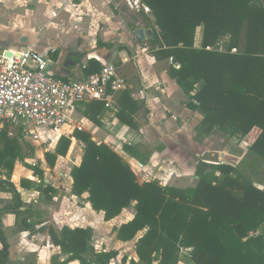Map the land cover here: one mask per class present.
<instances>
[{
  "label": "trees",
  "instance_id": "16d2710c",
  "mask_svg": "<svg viewBox=\"0 0 264 264\" xmlns=\"http://www.w3.org/2000/svg\"><path fill=\"white\" fill-rule=\"evenodd\" d=\"M140 1L149 15L141 10L142 23L137 24L138 18L133 17L129 28L154 30V39L147 43L151 56L167 62L170 78L188 96L185 106L202 116L196 139L202 143L216 132L228 139L241 138L248 147L244 162L251 156L264 162V0ZM199 28L202 40L197 48ZM225 38L226 51L208 49ZM97 46L112 50L115 45L98 41ZM102 68L97 60H90L85 74L99 73ZM132 93L129 88L115 93L110 108L103 101H90L79 104V111L99 127L109 112L139 131L146 124L139 115L149 110ZM20 138L10 136L8 126L0 132V169L6 171H1L0 192L13 195L12 202L0 208V264H9L11 254L2 229L3 215L13 213L19 218L28 213L20 212L24 202L11 182L16 161L27 156ZM71 138L84 144L81 163L70 173L72 194H87L92 209L103 213L106 222L126 208L136 210L135 217L116 230L117 238L125 243L144 232L135 246L138 260L124 257L123 264H179L183 251L189 252V264H264V189L238 166L202 162L194 188L163 186L157 181L140 184L130 165L110 146L75 130L71 137L59 139L57 154H46L51 168L58 156H67ZM122 147L139 163H149V148L141 144ZM26 166L42 185L37 188L33 181L23 179L22 188H37L47 195L56 192L45 184L40 165ZM27 221L22 218L15 229L34 232ZM48 234L52 244L68 255L64 262L53 257L51 264H111L119 256L117 250L98 252L89 227H65L60 232L51 227Z\"/></svg>",
  "mask_w": 264,
  "mask_h": 264
},
{
  "label": "crops",
  "instance_id": "0c3cea01",
  "mask_svg": "<svg viewBox=\"0 0 264 264\" xmlns=\"http://www.w3.org/2000/svg\"><path fill=\"white\" fill-rule=\"evenodd\" d=\"M127 1L0 0V48L12 52L26 48L40 53L54 50L50 52L48 71L65 79L87 77L85 69L93 59L102 67L114 65L125 81L126 88L133 91L132 98L144 102L149 110L148 114L139 115L140 122L146 124L139 131H133L106 112L103 125L99 127L81 114L79 105L71 113V118L72 121L75 120L73 118L77 119L78 126L83 132L90 134L94 142L107 144L121 156L130 165L140 184L157 181L163 186L194 188L198 183L196 170L202 162L238 166L245 160L247 154H244V150L248 153L247 148L241 147L243 155L237 145L227 146L226 138L217 132L202 143L196 139L202 116L185 106L188 96L170 78L167 62L157 61L151 56L147 43L136 42L133 30L129 28V23L133 21L126 17L133 10ZM10 27L18 30V33L9 34L7 30ZM68 40L70 42L66 48L72 67L64 65L61 51L62 42ZM201 40V36L199 39L196 35L195 47L200 48L198 45H201ZM98 41L115 46L112 50L99 48ZM2 45L7 47L4 49ZM70 126L72 125L67 127ZM62 132L61 135L66 136L65 127ZM72 132L66 137H71ZM72 141L77 145L78 151L74 158H63L67 166L59 172L58 182L47 178L45 168L41 167L45 173V184L54 188L55 193L49 192L47 195L38 191L42 182L34 173L19 180L20 172L16 165L18 167L22 164L20 159L16 161L17 171L14 174V168L11 182L24 202L20 212L28 213L19 218L13 213H5L2 217V229L11 247L9 264H51L53 257H59L61 262L67 260L68 255L51 242L48 234L51 227L59 232L65 227L92 228L91 243L98 252L119 251L118 258L111 264H123L124 257L128 261L138 260L135 246L144 232L126 243L117 238L116 232L135 217V208H126L119 217L106 222L103 213L92 209L87 194L83 197L72 194L73 181L70 173L74 166L80 165L84 149L83 143L75 138ZM124 144H141L149 148L152 152L149 163L143 165L125 153L122 147ZM1 171L0 169V177ZM23 179L33 181L37 188H22ZM12 200L11 193L0 192V208H4ZM24 217L28 219L27 224L34 232H19L15 229L17 222ZM69 264L81 263L72 261Z\"/></svg>",
  "mask_w": 264,
  "mask_h": 264
},
{
  "label": "built area",
  "instance_id": "2783aa9c",
  "mask_svg": "<svg viewBox=\"0 0 264 264\" xmlns=\"http://www.w3.org/2000/svg\"><path fill=\"white\" fill-rule=\"evenodd\" d=\"M127 2L133 10L143 9L149 13L140 0ZM226 41L228 38L220 43ZM52 51L40 53L26 48L11 51L12 57L9 58L0 48V132L6 126H24L33 140L40 141L45 133L56 134L72 125L71 113L77 105L103 101L110 108L115 93L126 88L117 68L111 64L103 66L99 73L79 79L55 76L48 71ZM79 130L82 131L80 126Z\"/></svg>",
  "mask_w": 264,
  "mask_h": 264
},
{
  "label": "rangeland",
  "instance_id": "374dc122",
  "mask_svg": "<svg viewBox=\"0 0 264 264\" xmlns=\"http://www.w3.org/2000/svg\"><path fill=\"white\" fill-rule=\"evenodd\" d=\"M128 6V5H127ZM129 9V7H128ZM143 10V9H142ZM139 12L136 9L131 10L130 12H128L126 14V17L129 19V21H133V17L138 18V22L142 23L140 20V16H139ZM145 12V11H144ZM7 32L9 34H17L18 30H16L15 28L13 29V27H10L9 30H7ZM197 35L201 36V29L199 28L197 31ZM70 40H68L67 42H62L61 45V51H62V55H63V62L65 66L68 67H72L73 63L69 60V52H68V48H66L67 43H69ZM227 42L224 43H218L217 46L215 48H210V50H215L217 49L220 52L226 51L227 48ZM2 47L5 49V45H2ZM198 47H201V45L199 44ZM8 49H12V50H17L16 48H9ZM73 121L72 126L70 127H65V132L64 134H66V136L68 134H71L72 131L75 130H79V126H78V122L76 118ZM29 126H33L32 124H29ZM30 130L32 131V128H30ZM91 130V129H90ZM92 131V130H91ZM38 134H41L40 130H37ZM74 133V132H72ZM63 134V132H57L56 134L51 133V134H44L41 136L40 141H36L33 140L31 138V136L27 133V129L23 126H21V128H17V127H9V135L10 136H20V143H22V147H23V151L25 152V154L27 155L26 159L24 161H21L20 163L22 164L21 166L16 165V168H18L19 170V180H21L22 178H26V177H30L32 175V173H34V170L28 168L26 165H29L31 167L33 166H38L40 165V167L45 168V172H46V176L47 178H50L51 180H53L54 182H58V174L61 170H63V168L65 166H67L66 161L63 160L67 159V158H74L76 152L78 151V147L77 145H75L72 141L69 152L67 154L66 157H60L58 156V159L56 161V164L54 167H50L49 164L47 163L46 160V154L50 153V154H57L56 153V147L58 144L59 139L64 136L61 135ZM223 134V133H221ZM223 137H225V142L227 144V146H230L231 144H234L235 146H238V150L240 151V153L242 152L243 154V149L242 148H247V145L245 144L244 140H242L241 138L238 137H234L233 139H228L224 134L222 135ZM76 139V138H75ZM72 140V138H71ZM215 141V140H214ZM216 142V141H215ZM80 143V142H79ZM217 145V144H215ZM242 147V148H241ZM247 154V151L244 150V154ZM243 154V155H244ZM247 155H245V159H246ZM60 159V161H59ZM62 159V160H61ZM249 161V164H247V162ZM247 162L242 161L240 164L238 165V168L241 171H244L245 173H247L249 175V178L255 182L256 186H258L260 189H264V162L261 161L260 159H258V157L256 156H251V159L248 160ZM244 162V163H243ZM15 168V172L16 173L17 169ZM189 257V252L188 251H183L182 252V260L179 264H189L188 263V258Z\"/></svg>",
  "mask_w": 264,
  "mask_h": 264
},
{
  "label": "water",
  "instance_id": "95a60500",
  "mask_svg": "<svg viewBox=\"0 0 264 264\" xmlns=\"http://www.w3.org/2000/svg\"><path fill=\"white\" fill-rule=\"evenodd\" d=\"M133 36L137 43L143 44L154 39L155 32L151 28L140 27L133 31ZM4 55L5 57H12L11 51H6Z\"/></svg>",
  "mask_w": 264,
  "mask_h": 264
}]
</instances>
